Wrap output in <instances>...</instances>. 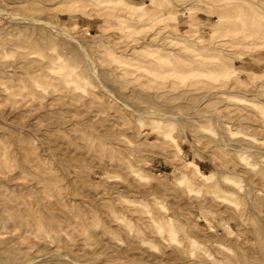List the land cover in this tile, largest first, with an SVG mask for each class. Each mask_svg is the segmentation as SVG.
<instances>
[{
	"label": "rangeland",
	"instance_id": "obj_1",
	"mask_svg": "<svg viewBox=\"0 0 264 264\" xmlns=\"http://www.w3.org/2000/svg\"><path fill=\"white\" fill-rule=\"evenodd\" d=\"M0 264H264V0H0Z\"/></svg>",
	"mask_w": 264,
	"mask_h": 264
}]
</instances>
